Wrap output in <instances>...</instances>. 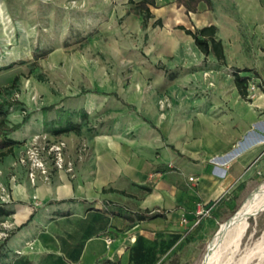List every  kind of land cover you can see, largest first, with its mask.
<instances>
[{
  "label": "crops",
  "instance_id": "crops-1",
  "mask_svg": "<svg viewBox=\"0 0 264 264\" xmlns=\"http://www.w3.org/2000/svg\"><path fill=\"white\" fill-rule=\"evenodd\" d=\"M210 1L202 26L217 27L225 61L239 69L243 46L234 12L252 23L264 12V0ZM234 2L244 11L238 13ZM197 12H188L192 20ZM232 85L237 91L233 77ZM182 90L169 92L179 107L158 123L120 113L101 133L76 125L62 131L72 171L48 159L47 173L37 170L33 182L28 165L18 158L27 146L23 139L43 130L41 112L10 132L16 143L10 153L0 154V182L11 195L10 202L0 204V230L2 224L9 228L0 240V264H178L184 234L200 227L202 233L230 214L263 169L264 156V100H256L246 114L234 112L215 124L211 110H199L200 100ZM22 117L11 107L5 126ZM79 140L87 144L81 153ZM197 201L214 202L213 212L189 231L181 219L193 218Z\"/></svg>",
  "mask_w": 264,
  "mask_h": 264
},
{
  "label": "rangeland",
  "instance_id": "rangeland-1",
  "mask_svg": "<svg viewBox=\"0 0 264 264\" xmlns=\"http://www.w3.org/2000/svg\"><path fill=\"white\" fill-rule=\"evenodd\" d=\"M172 1L156 0L153 17L143 27L135 0H0V103L7 102L3 106L7 114L17 107L27 121L41 112L44 122L43 130L23 143L64 140L66 150L67 141L60 136L64 132L56 130L76 125L88 133H101L120 113L158 123L160 117L171 118L179 107V99L171 98L169 92L182 88L200 100L199 110H211L215 124L234 112L246 114L256 100H264V12L252 23L234 12L243 46L239 69L249 76L248 95L243 99L232 85L236 66L230 61L220 64L213 54L204 56L191 36L176 27L206 24L208 6L202 4L192 20ZM216 1L217 5L224 2ZM158 17L162 24L152 25ZM211 99L209 106L202 103ZM86 146V141L79 140L77 152ZM65 160L74 167L72 158L65 155ZM262 160L263 169L230 214L202 233L200 227L184 234L178 264H202L207 243L219 225L264 180V156ZM249 221L242 250L264 238V212ZM237 254L218 264H245L244 252ZM254 257L246 264H258L259 258Z\"/></svg>",
  "mask_w": 264,
  "mask_h": 264
},
{
  "label": "trees",
  "instance_id": "trees-1",
  "mask_svg": "<svg viewBox=\"0 0 264 264\" xmlns=\"http://www.w3.org/2000/svg\"><path fill=\"white\" fill-rule=\"evenodd\" d=\"M133 2L134 0H129ZM177 7L184 6L185 12L188 13L196 12L198 9L199 3L203 2L209 6H211L210 0H174ZM135 8L138 13L142 16V26L146 27L149 23V19L153 17V13L151 11V7L156 6L155 0H135L134 2ZM162 20L160 17L156 18L152 25H161ZM176 27L181 28L184 32L190 35L193 38L194 44L196 47L204 54V56H208L209 54H213L216 60L220 64H226L225 54L223 49V44L219 38L216 37L217 27L214 24L204 25L201 27L194 26L193 28L185 27L184 25H177ZM7 67V66H3ZM244 70H248V68H244ZM257 75V73L255 72ZM233 81L237 88L238 93L242 98H246L248 95L247 82L249 79L248 75L240 74L239 69H235L232 73ZM18 79V75H14L11 84L14 85ZM117 96L115 92H112ZM7 102L0 103V149L5 148V150L1 151V155L10 153L12 151V146L16 143L15 140L8 137V134L16 129H18L23 123L27 121V117L24 116L23 120L20 123L13 124L11 127L5 126V115L6 112L3 111L4 104ZM70 129H77L76 126L72 127H64L57 130V132L67 131ZM150 189V188H147ZM106 191V189H104ZM114 264V263H109Z\"/></svg>",
  "mask_w": 264,
  "mask_h": 264
},
{
  "label": "bare ground",
  "instance_id": "bare-ground-1",
  "mask_svg": "<svg viewBox=\"0 0 264 264\" xmlns=\"http://www.w3.org/2000/svg\"><path fill=\"white\" fill-rule=\"evenodd\" d=\"M261 212H264V180L254 187L237 210L219 225L207 243L202 264H218L224 258L231 261L240 252H244L241 256L245 264L254 256L259 258L258 261L256 259L258 264H264V238L256 239L243 250L241 247L242 240L250 229V218H256ZM250 238L252 239L251 235Z\"/></svg>",
  "mask_w": 264,
  "mask_h": 264
},
{
  "label": "built area",
  "instance_id": "built-area-1",
  "mask_svg": "<svg viewBox=\"0 0 264 264\" xmlns=\"http://www.w3.org/2000/svg\"><path fill=\"white\" fill-rule=\"evenodd\" d=\"M36 137V136H35ZM65 148L66 142L64 140H58L52 143H38L36 140H33L30 144H27L24 153L19 156L18 161L24 165H28V176L30 181L35 180V172L38 170L41 174L47 173L46 162L51 160L56 168H65L67 171L72 170V162L65 160ZM85 148L82 147L79 149V152L83 151ZM190 180L193 177H189ZM11 201V195L9 190L0 182V204L8 203ZM213 203H204L198 201L195 204L193 211V218L187 220L183 217L181 219L182 224L187 225L188 229L191 230L196 226H199L205 218L211 213L214 206ZM5 229L0 230V240L5 239L8 236V227L5 224H2ZM111 238H106V242L109 243Z\"/></svg>",
  "mask_w": 264,
  "mask_h": 264
},
{
  "label": "water",
  "instance_id": "water-1",
  "mask_svg": "<svg viewBox=\"0 0 264 264\" xmlns=\"http://www.w3.org/2000/svg\"><path fill=\"white\" fill-rule=\"evenodd\" d=\"M261 210H262V208H261V209H259V210L257 211V213H259Z\"/></svg>",
  "mask_w": 264,
  "mask_h": 264
}]
</instances>
